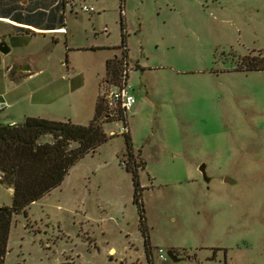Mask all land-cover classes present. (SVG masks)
Here are the masks:
<instances>
[{
  "label": "rangeland",
  "instance_id": "374dc122",
  "mask_svg": "<svg viewBox=\"0 0 264 264\" xmlns=\"http://www.w3.org/2000/svg\"><path fill=\"white\" fill-rule=\"evenodd\" d=\"M83 5L95 12L82 13ZM119 6L71 0L65 37L18 34L0 22L9 49L0 53V102L8 105L0 126L26 117L87 126L96 96L115 89L110 75L100 82L109 52L70 50L119 46L120 21L135 99L128 136L102 103L106 141L12 216L4 264H264V0ZM125 167L138 176L148 259ZM11 205L12 190L0 184V206Z\"/></svg>",
  "mask_w": 264,
  "mask_h": 264
},
{
  "label": "trees",
  "instance_id": "16d2710c",
  "mask_svg": "<svg viewBox=\"0 0 264 264\" xmlns=\"http://www.w3.org/2000/svg\"><path fill=\"white\" fill-rule=\"evenodd\" d=\"M123 3L124 0H119L120 8ZM119 23L120 49L126 46V33L122 22ZM123 58H127V51L121 57L114 56L105 62V76L110 75L115 85ZM102 103L106 109L104 98L96 99L94 114L87 126L75 125L68 120L53 121L31 117H26L20 125L0 126V184L12 190L11 207L0 206V264H4L12 216L25 213L29 205L59 186L79 159L94 152L106 141L102 126L98 122L102 115ZM43 136L50 137L51 141L40 143L39 139ZM70 143H75L76 148H69ZM125 170L131 175L133 202L139 211L140 230L148 259L149 238L142 216V202L138 195V176L134 170L130 171L127 167Z\"/></svg>",
  "mask_w": 264,
  "mask_h": 264
},
{
  "label": "crops",
  "instance_id": "0c3cea01",
  "mask_svg": "<svg viewBox=\"0 0 264 264\" xmlns=\"http://www.w3.org/2000/svg\"><path fill=\"white\" fill-rule=\"evenodd\" d=\"M68 2H61L59 4L58 0H0V22L9 24L12 26L18 34L23 33H42V35L49 36H66L67 29L65 28V9L70 6L71 0H65ZM19 6V7H18ZM92 7V6H91ZM71 8V7H70ZM35 16L36 19L34 18ZM42 19V20H41ZM63 31V33H60ZM39 35V34H36ZM66 41V38H64ZM127 45V43H126ZM82 50L83 52H101L108 51L109 54L103 60V74L100 77V82L105 76V62L112 57L119 55L118 46H110L106 43L92 44L87 48H72V50ZM117 51V52H116ZM116 52V53H115ZM128 59V54H127ZM129 63V61H128ZM70 71L73 70L70 63H67ZM26 72L25 74H27ZM28 75V74H27ZM99 87V85H98ZM97 99V96H96ZM95 99V102H96ZM95 102L93 104V112L90 121L94 114ZM67 121V120H65ZM69 121V120H68ZM89 121V122H90ZM7 125H15L13 122ZM8 192L11 190L8 188Z\"/></svg>",
  "mask_w": 264,
  "mask_h": 264
},
{
  "label": "built area",
  "instance_id": "2783aa9c",
  "mask_svg": "<svg viewBox=\"0 0 264 264\" xmlns=\"http://www.w3.org/2000/svg\"><path fill=\"white\" fill-rule=\"evenodd\" d=\"M82 13L90 14L94 13L95 10L91 6L83 5L80 8ZM121 55L122 53L127 51L126 46H122L121 48ZM120 55V57H121ZM127 58H123L119 67L117 82L114 86V90L107 91L104 95V101L108 113L109 118L118 119L117 121L121 123L122 127L120 128L119 134L120 135H128L129 130L127 126V113L131 110V108L135 104V99L131 95L129 91V87L127 86V77L128 73L132 70L129 66ZM8 105L6 103L0 102V112H3ZM119 117L117 118V116ZM110 135H113L111 132ZM2 174L0 173V180ZM159 259L165 261L166 258L164 257L163 253L159 252Z\"/></svg>",
  "mask_w": 264,
  "mask_h": 264
},
{
  "label": "water",
  "instance_id": "95a60500",
  "mask_svg": "<svg viewBox=\"0 0 264 264\" xmlns=\"http://www.w3.org/2000/svg\"><path fill=\"white\" fill-rule=\"evenodd\" d=\"M9 51V49L7 48V46L5 45L4 42H0V53L1 54H6ZM21 72H28L29 68L25 67L24 69L20 70ZM201 176H202V180L204 181L205 184H208L210 182V179L206 176L205 173V165L201 164L198 168ZM223 183L227 184V185H233L235 183V181L231 178V177H224L223 178ZM167 258L173 262V263H177L179 262V258L175 257L174 254L172 253V251H168L167 252Z\"/></svg>",
  "mask_w": 264,
  "mask_h": 264
}]
</instances>
